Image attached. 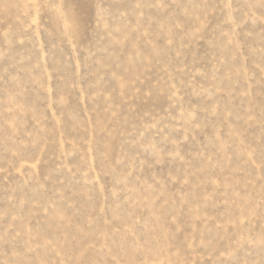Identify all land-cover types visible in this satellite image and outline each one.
Segmentation results:
<instances>
[{
  "label": "rangeland",
  "instance_id": "rangeland-1",
  "mask_svg": "<svg viewBox=\"0 0 264 264\" xmlns=\"http://www.w3.org/2000/svg\"><path fill=\"white\" fill-rule=\"evenodd\" d=\"M0 264H264V0H0Z\"/></svg>",
  "mask_w": 264,
  "mask_h": 264
}]
</instances>
